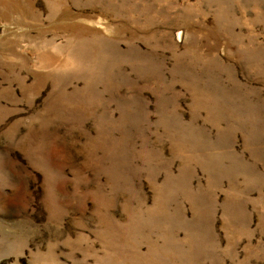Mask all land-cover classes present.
Here are the masks:
<instances>
[{"label": "rangeland", "instance_id": "rangeland-1", "mask_svg": "<svg viewBox=\"0 0 264 264\" xmlns=\"http://www.w3.org/2000/svg\"><path fill=\"white\" fill-rule=\"evenodd\" d=\"M0 264H264V0H0Z\"/></svg>", "mask_w": 264, "mask_h": 264}]
</instances>
